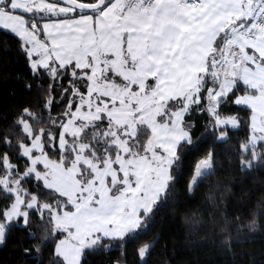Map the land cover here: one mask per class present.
I'll return each instance as SVG.
<instances>
[{
    "label": "snow or ice",
    "instance_id": "1",
    "mask_svg": "<svg viewBox=\"0 0 264 264\" xmlns=\"http://www.w3.org/2000/svg\"><path fill=\"white\" fill-rule=\"evenodd\" d=\"M12 40L47 85L42 110L23 107L3 133L17 162L0 153V245L18 227L37 238L30 216L54 241L51 264L139 239L175 203L193 113L225 143L244 125L240 169L264 166V0H0L5 51ZM214 173L209 150L187 192ZM152 246L138 247L142 264Z\"/></svg>",
    "mask_w": 264,
    "mask_h": 264
},
{
    "label": "trees",
    "instance_id": "2",
    "mask_svg": "<svg viewBox=\"0 0 264 264\" xmlns=\"http://www.w3.org/2000/svg\"><path fill=\"white\" fill-rule=\"evenodd\" d=\"M40 83L47 85V81L34 79L15 40L8 51L0 45V153L8 151L3 133L13 127L22 108L42 110ZM59 111L56 106L52 109L53 115ZM240 115L244 117L243 112ZM185 119L194 124L193 143L179 151L180 159L173 166L175 203L159 205L139 239L122 245L112 242L108 249L87 255V264H142L137 249L145 242L153 245L147 264H264V166L257 164L252 170L241 171L237 155L248 129L244 125L230 128L225 143L213 135L207 114L193 113ZM209 150L213 151L215 173L189 194L187 182L194 166ZM8 154L17 162L16 152ZM23 163V159L19 161L21 167ZM6 201L0 192V208ZM254 218L256 230L251 231L249 224ZM30 227L37 238H29L27 229L18 227L0 245V264H51L54 241L40 239L43 224L38 217L30 216ZM229 237L230 246L225 243ZM36 244L41 245L39 255Z\"/></svg>",
    "mask_w": 264,
    "mask_h": 264
},
{
    "label": "rangeland",
    "instance_id": "3",
    "mask_svg": "<svg viewBox=\"0 0 264 264\" xmlns=\"http://www.w3.org/2000/svg\"><path fill=\"white\" fill-rule=\"evenodd\" d=\"M229 128H231V126H229Z\"/></svg>",
    "mask_w": 264,
    "mask_h": 264
}]
</instances>
